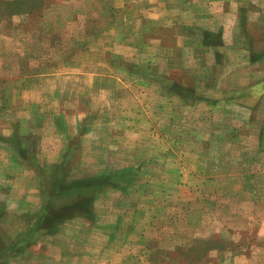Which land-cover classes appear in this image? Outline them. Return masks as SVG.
<instances>
[{
  "label": "rangeland",
  "instance_id": "374dc122",
  "mask_svg": "<svg viewBox=\"0 0 264 264\" xmlns=\"http://www.w3.org/2000/svg\"><path fill=\"white\" fill-rule=\"evenodd\" d=\"M0 264H264V0H0Z\"/></svg>",
  "mask_w": 264,
  "mask_h": 264
}]
</instances>
